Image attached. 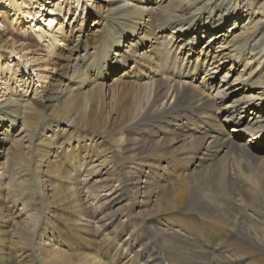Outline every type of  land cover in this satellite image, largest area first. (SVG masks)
<instances>
[{
	"label": "bare ground",
	"instance_id": "obj_1",
	"mask_svg": "<svg viewBox=\"0 0 264 264\" xmlns=\"http://www.w3.org/2000/svg\"><path fill=\"white\" fill-rule=\"evenodd\" d=\"M62 2L2 10L35 34L0 23V264H264V0H75L87 32Z\"/></svg>",
	"mask_w": 264,
	"mask_h": 264
},
{
	"label": "rangeland",
	"instance_id": "obj_2",
	"mask_svg": "<svg viewBox=\"0 0 264 264\" xmlns=\"http://www.w3.org/2000/svg\"><path fill=\"white\" fill-rule=\"evenodd\" d=\"M252 1H255L256 3L257 2H261V0H252ZM61 2H62L61 0L60 1L57 0V3H61ZM6 5H7V0H0V17H1L0 23H1V26H2L1 29L4 28V29L10 31L14 35L15 41L18 43L17 46H19L20 43L24 40V38H22V37L31 36V37L34 38V34L35 33H33L34 29L32 27V24L31 25H27V27L23 26L22 30H20V29L19 30L18 29L11 30L10 29V26H8L6 20H4L5 17L2 14V10H3V8L6 7ZM62 6H63L62 8L65 9V10L70 8V14L68 15V18L71 19V20H69V24H70L69 27L71 28V30H74L77 27H81L82 31L87 32V31H91L92 29L97 27L95 24L92 26V23L93 22L95 23V20H94L95 19V15L94 14H85V13L81 14V12L78 11L76 13V15H74V10H71V9L73 7H75V6H77V4L75 3V0H63ZM241 17H242V19H241ZM241 17H240V19H236L235 24L233 25V27H232L231 23H229V24L222 23L221 25H219V27H218V25H210V28H214V27L218 28V29H216V32H215L216 34L217 33L220 34L221 32H223V30L228 31L229 34H230V32H233V33L235 32V34H237L239 32L238 29L242 27V23H244V27H247V23H246V18L245 17H248V15L243 16V14H242ZM256 23H257V19H255L254 22L251 23V25H249L248 27L249 28L252 27V26L254 27V26H256L255 25ZM44 25H45V23H44ZM261 25L264 26V20H263V22H261ZM181 32H179L178 38L189 39V40H191L193 42L197 41L195 43V45H194L196 47H199V46L203 45V44H200V42L202 41L200 39L202 38L201 36L203 34V33L200 32V29H196L193 32H187V31H184L182 33ZM35 42L36 43L33 44L35 47L30 49V55H29V59L32 62H30L28 64L27 68L30 67L32 71L35 70V72H37L38 69L35 67V64L41 66V68H43L45 66V63H43V62L47 58V54L49 52L48 51L49 49H47L46 47L42 46L43 44L44 45H47V44L41 43L40 41H36V40H35ZM29 43L32 45V43L30 41H29ZM148 43L149 42H145L141 47H139V50H142V49L146 48L148 46ZM122 50H123V47H120V51H122ZM124 50H125V48H124ZM19 56H21V54ZM36 59L39 61L38 63L34 62ZM10 60H11V62L9 63V67H5L3 69L2 74H0V78H1L0 91L5 90L4 86H8V90H5V91L8 92V94H12L16 90L15 89V82H16L15 77H17L18 74L20 73V71H23V69H24V67L22 66L23 63H18V61H17V59L15 57L10 58ZM129 65L130 64H128L127 66L126 65L125 66H121V65H118L117 63H112V64H110L109 68L107 69V73L109 74V76H108V74H107V76L108 77L114 76L115 74H118L121 71H125L126 72ZM226 66L228 67L229 64L226 63ZM223 73H225L224 69L219 71L216 74V83L218 82L219 78L223 75ZM107 76H104V79H106ZM199 76H200V74L196 75V77H198L195 80L196 83L199 81ZM46 78L47 79H45V81H44L45 83H43V84L38 83L37 79H35L32 82L28 81V85L25 87L24 91L27 92V94L29 95L30 99L35 100V101H39L40 100L38 98L40 96L41 88L44 85H46L48 82L52 81V75H50V76L48 75ZM53 78H55V77H53ZM105 82H107V81L105 80ZM11 88H14L13 92L11 91ZM247 112H250V110H247ZM261 114L264 117V113H261ZM9 132H10V134H15V136H14L15 139H19V140L22 139V135L20 134L21 131H20L19 124L14 126L13 129H11ZM247 137L248 136L242 137L239 140V142L240 143H244L248 139ZM2 140H3V138L0 136V141H2ZM255 143L252 145L253 147H257V148H259V150L260 149L264 150V149H262V147L256 145ZM57 159H56V161H57ZM86 201H88L89 203L94 205V202H91L89 199H87Z\"/></svg>",
	"mask_w": 264,
	"mask_h": 264
}]
</instances>
